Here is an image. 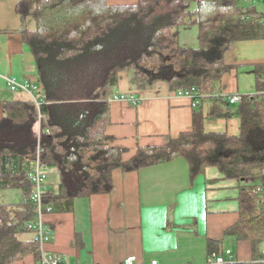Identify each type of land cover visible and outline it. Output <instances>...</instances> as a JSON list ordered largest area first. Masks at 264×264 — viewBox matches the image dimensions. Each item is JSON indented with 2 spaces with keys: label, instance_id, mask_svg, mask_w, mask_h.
<instances>
[{
  "label": "trees",
  "instance_id": "1",
  "mask_svg": "<svg viewBox=\"0 0 264 264\" xmlns=\"http://www.w3.org/2000/svg\"><path fill=\"white\" fill-rule=\"evenodd\" d=\"M15 12L40 88L29 99L3 103L0 189H19L21 198L0 203V264L27 254L41 258L30 227L37 218L31 170L36 156L48 170L44 213L109 192L116 168L139 170L176 158L186 160L191 177L213 168L239 190V218L224 234L251 247V261L231 257L224 264H264V62L253 65L256 92L240 95L234 105L222 84L230 44L264 39V0H17ZM183 26L196 27L197 45L180 42ZM122 72L130 89L163 82L190 95L197 104L191 130L159 146H139L123 160V149L110 146L106 133L111 99L126 96L117 89ZM206 101L215 104L212 116L234 112L239 134L205 131ZM51 170L58 175L56 189L49 186ZM221 242L207 240L210 257L225 255Z\"/></svg>",
  "mask_w": 264,
  "mask_h": 264
},
{
  "label": "crops",
  "instance_id": "2",
  "mask_svg": "<svg viewBox=\"0 0 264 264\" xmlns=\"http://www.w3.org/2000/svg\"><path fill=\"white\" fill-rule=\"evenodd\" d=\"M16 2L0 0V119L4 102L29 99L40 88L34 56L18 31ZM185 28H179V39L190 45L187 33H181ZM224 61L230 69L222 76L223 93H255L253 65L264 62V39L231 43ZM6 76L29 84L32 95L12 91ZM117 89L126 96L111 99L106 133L110 146L123 149V160L131 158L139 146H159L191 130L197 104L190 95L169 90L163 82L142 91L130 89L126 72L120 74ZM214 105L213 101L202 104L204 130L239 134L237 115L212 116ZM49 174V186L56 189L58 175L52 170ZM111 178L109 192L79 197L70 210L43 214L52 238L40 247L41 253L60 256L61 264H121L127 256L134 257V264L153 260L156 264H217L210 262L207 240L222 239V252L230 250L237 261H251L250 242L224 234L239 218V190L215 169L191 177L186 160L176 158L139 170L116 168ZM38 262L27 254L3 264Z\"/></svg>",
  "mask_w": 264,
  "mask_h": 264
},
{
  "label": "built area",
  "instance_id": "3",
  "mask_svg": "<svg viewBox=\"0 0 264 264\" xmlns=\"http://www.w3.org/2000/svg\"><path fill=\"white\" fill-rule=\"evenodd\" d=\"M9 88L12 91L23 90L25 92H30L32 95L31 87H28L26 84H21L15 80L12 76L5 77ZM230 101L236 102L239 100V95L233 94L230 95ZM137 101V98L134 99V102ZM32 165V180L34 182L33 189H32V198L36 203V212L37 218L30 222V227L36 229L38 242L40 247L49 241L52 238L51 230L46 227L43 221V214H44V205H43V192L47 188V168L41 163L38 156L31 163ZM232 257L231 251L226 250L225 255H213L210 258V262H214L217 264H224L226 263L227 259ZM264 262V259L262 260ZM261 262L257 261L256 263ZM39 264H61V257L58 255H49L44 252L41 253V258L39 259ZM121 264H134V257L127 256L123 259ZM151 264H156V261H151Z\"/></svg>",
  "mask_w": 264,
  "mask_h": 264
},
{
  "label": "rangeland",
  "instance_id": "4",
  "mask_svg": "<svg viewBox=\"0 0 264 264\" xmlns=\"http://www.w3.org/2000/svg\"><path fill=\"white\" fill-rule=\"evenodd\" d=\"M185 27V26H184ZM182 35L187 33L188 37V46H195L197 45L198 41V35L196 27H187L185 30L181 31ZM183 44V43H182ZM49 175L48 174V181H49ZM21 198V191L16 188H5L0 189V203H18Z\"/></svg>",
  "mask_w": 264,
  "mask_h": 264
}]
</instances>
